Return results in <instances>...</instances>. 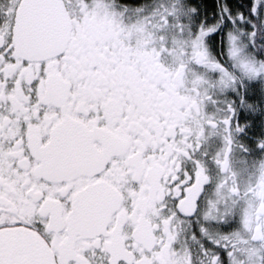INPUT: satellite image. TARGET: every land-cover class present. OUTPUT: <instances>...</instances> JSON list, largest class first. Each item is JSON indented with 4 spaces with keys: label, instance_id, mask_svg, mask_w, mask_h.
<instances>
[{
    "label": "snow or ice",
    "instance_id": "obj_1",
    "mask_svg": "<svg viewBox=\"0 0 264 264\" xmlns=\"http://www.w3.org/2000/svg\"><path fill=\"white\" fill-rule=\"evenodd\" d=\"M0 264H264V0H0Z\"/></svg>",
    "mask_w": 264,
    "mask_h": 264
}]
</instances>
